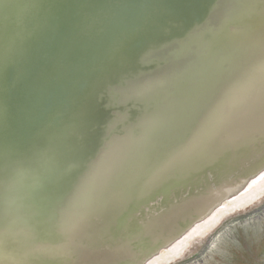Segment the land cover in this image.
<instances>
[{"label":"water","instance_id":"water-1","mask_svg":"<svg viewBox=\"0 0 264 264\" xmlns=\"http://www.w3.org/2000/svg\"><path fill=\"white\" fill-rule=\"evenodd\" d=\"M206 64L213 90L152 135ZM0 161V264L176 261L264 197V0H0Z\"/></svg>","mask_w":264,"mask_h":264},{"label":"rangeland","instance_id":"rangeland-1","mask_svg":"<svg viewBox=\"0 0 264 264\" xmlns=\"http://www.w3.org/2000/svg\"><path fill=\"white\" fill-rule=\"evenodd\" d=\"M200 263L264 264V197L226 215L209 236H196L183 255L170 264Z\"/></svg>","mask_w":264,"mask_h":264},{"label":"snow or ice","instance_id":"snow-or-ice-1","mask_svg":"<svg viewBox=\"0 0 264 264\" xmlns=\"http://www.w3.org/2000/svg\"><path fill=\"white\" fill-rule=\"evenodd\" d=\"M124 7L135 6L124 5ZM221 74L222 70L212 64L202 65L197 70L184 74L175 88L172 99L168 103L167 114L154 116L149 121L151 134H163L174 125H178L186 115L194 113L200 107L203 98L213 90ZM139 94L143 95V92L141 91ZM147 102L153 105L160 103L157 98L151 96L147 98ZM134 159V153L129 151L114 159L112 167H122L125 164L132 163ZM5 170V162L0 161V171ZM18 226L19 218L15 217L9 209L0 208V252L6 251L11 237ZM27 233L30 241H36L40 235L38 225L30 224L27 227Z\"/></svg>","mask_w":264,"mask_h":264},{"label":"bare ground","instance_id":"bare-ground-1","mask_svg":"<svg viewBox=\"0 0 264 264\" xmlns=\"http://www.w3.org/2000/svg\"><path fill=\"white\" fill-rule=\"evenodd\" d=\"M259 219H260V218H259ZM169 254H170V253H167V254L163 255L162 258L167 257ZM195 262H196V261H195ZM193 263H194V262H193ZM200 264H201V263H200Z\"/></svg>","mask_w":264,"mask_h":264}]
</instances>
